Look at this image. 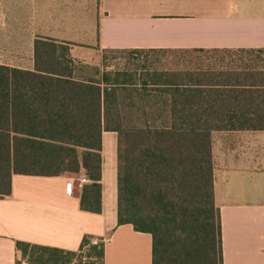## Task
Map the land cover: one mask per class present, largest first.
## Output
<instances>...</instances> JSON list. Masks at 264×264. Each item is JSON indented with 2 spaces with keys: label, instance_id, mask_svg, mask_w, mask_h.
<instances>
[{
  "label": "trees",
  "instance_id": "16d2710c",
  "mask_svg": "<svg viewBox=\"0 0 264 264\" xmlns=\"http://www.w3.org/2000/svg\"><path fill=\"white\" fill-rule=\"evenodd\" d=\"M68 55L39 40L35 71L0 65V198L11 195L16 175L84 173L92 184L82 210L101 213L102 137L116 132L118 224L152 236V264H224L212 133L264 130L263 73L145 67L89 77ZM138 84L156 95L143 96L151 107L141 113ZM17 249L28 264H105V245L88 237L80 254L25 242Z\"/></svg>",
  "mask_w": 264,
  "mask_h": 264
},
{
  "label": "crops",
  "instance_id": "0c3cea01",
  "mask_svg": "<svg viewBox=\"0 0 264 264\" xmlns=\"http://www.w3.org/2000/svg\"><path fill=\"white\" fill-rule=\"evenodd\" d=\"M39 40L66 46L68 58L86 66L89 77L110 70L82 62L80 51L96 53L102 62L109 53L227 58L264 52V0H0V65L35 71ZM231 69L236 70L217 71ZM133 88L141 113L151 105L143 96L156 95L152 87ZM257 132L264 130L223 133ZM119 139L116 132L103 133L101 213L82 210L84 190L92 184L84 173L12 178L11 195L0 198V264L21 261L17 242L80 254L85 237L105 245V264L153 263L152 236L118 224ZM212 155L224 264H264V138L246 145L213 144ZM82 178L90 182L82 184ZM117 239L120 257L126 252L131 257L111 258ZM138 239L144 254L136 250Z\"/></svg>",
  "mask_w": 264,
  "mask_h": 264
},
{
  "label": "rangeland",
  "instance_id": "374dc122",
  "mask_svg": "<svg viewBox=\"0 0 264 264\" xmlns=\"http://www.w3.org/2000/svg\"><path fill=\"white\" fill-rule=\"evenodd\" d=\"M81 53V61L87 62L90 64H101L104 67H108L109 70L118 71V70H129L135 71L139 70V72L144 71V68H150V70L154 71H195V70H206V69H219L222 67L229 68H242V67H253L257 71L262 72L264 75V52H256L252 54L246 55H237L235 57H227L221 58L218 56H208L204 54H196V55H183V54H168V58H161L159 56H153L147 58L146 56H138L133 57L127 53H109L105 57V62L101 61L100 56L96 53L88 52V51H80ZM86 67V66H84ZM94 68V66H93ZM95 73V72H94ZM139 97V96H138ZM224 131H214L212 133V142L213 144L218 145L219 147L226 145L233 146L237 143H242L246 145L249 141H260L261 138H264V133H223ZM221 143V144H220ZM213 147V145H212ZM137 246L139 252L144 254V244L138 239V242H134ZM93 245V244H92ZM119 245L118 239L115 241L113 245H111V258L122 259L123 257H131L130 252H126V254L122 253L120 257V252L118 254L116 248ZM134 249V248H132ZM134 251V250H133ZM90 249L86 248L82 254V256H86L89 254ZM136 253L134 254V256ZM24 262V260H21ZM21 262V263H22ZM26 262V261H25ZM86 263H97L95 260H83Z\"/></svg>",
  "mask_w": 264,
  "mask_h": 264
},
{
  "label": "built area",
  "instance_id": "2783aa9c",
  "mask_svg": "<svg viewBox=\"0 0 264 264\" xmlns=\"http://www.w3.org/2000/svg\"><path fill=\"white\" fill-rule=\"evenodd\" d=\"M72 181H73V180H72ZM80 182H81L82 184H86V183H89L90 181H89V179H87V178H82V179L80 180ZM73 186H74V183H73V182H69V183H68V185H67V189H68L69 193L72 192V190H73ZM98 243H100V242H99V241H93V242H92L93 245H97Z\"/></svg>",
  "mask_w": 264,
  "mask_h": 264
}]
</instances>
